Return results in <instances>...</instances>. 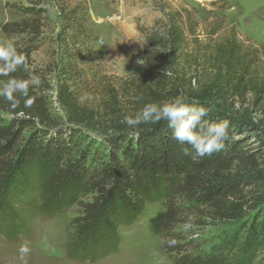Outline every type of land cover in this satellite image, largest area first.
Instances as JSON below:
<instances>
[{
	"label": "trees",
	"instance_id": "obj_1",
	"mask_svg": "<svg viewBox=\"0 0 264 264\" xmlns=\"http://www.w3.org/2000/svg\"><path fill=\"white\" fill-rule=\"evenodd\" d=\"M14 7L24 19L4 24L2 34L28 57L41 84L30 88V108L23 98L15 108L0 98V234L25 229L30 217L78 207L68 258L96 263L118 251L120 229L135 226L149 206L163 203L164 243L173 264H264V257L257 260L264 252V129L227 106L232 96H264V76L252 74L256 63L247 61L241 46L231 37L213 52L187 53L195 28L174 11L164 33L151 30L146 37L143 59L150 76L104 83L98 106H87L74 86L83 78L80 58L90 50L88 8L61 7L57 102L67 116L61 124L51 114L47 73L33 63L42 31L49 28L46 12ZM11 76L28 78L23 71ZM178 96L211 107L213 121H229L222 150L193 161L184 155L188 146L172 138L167 121L135 128L122 123L146 104ZM84 130L103 132L104 142ZM245 135L258 143L256 150L246 148ZM189 217L194 226L209 220L234 227L209 253H191L178 230ZM170 239L176 243L170 246Z\"/></svg>",
	"mask_w": 264,
	"mask_h": 264
},
{
	"label": "rangeland",
	"instance_id": "obj_2",
	"mask_svg": "<svg viewBox=\"0 0 264 264\" xmlns=\"http://www.w3.org/2000/svg\"><path fill=\"white\" fill-rule=\"evenodd\" d=\"M80 3H85L88 8V26L92 30L89 54H84L79 61L83 78L74 86L84 105L98 106L99 91L104 83L116 85L117 80L150 76L147 65L137 63L143 59L146 44L141 48L129 40L138 36L146 43L151 30L164 33L162 27L166 28L168 14L174 11L183 12L184 23L195 28L194 35L188 32L187 53L213 52L219 46H226L232 37L241 46L247 61L256 63L251 67L252 74L259 79L264 76V0H0V41L8 40L2 34L4 24L24 19L14 6L36 7L46 12L43 18L49 28L42 31L33 63L43 75L47 73L44 78L51 114L61 124L66 123L67 116L57 102L62 65L58 10L61 7L70 9ZM158 21L164 24L156 25ZM232 97L227 100L229 112L251 119L264 129V96L258 98L249 93ZM84 133L101 144L104 142L103 132L84 130ZM244 137L246 148L256 150L258 143L252 136ZM78 214V207H74L56 215L28 217L25 229L1 233L0 264H173L164 243L167 210L163 203L149 206L135 226L120 229L118 251L96 263L68 258V245L73 234L71 222ZM233 227L208 220L187 231L184 225L178 230L189 252L203 254L218 245L222 236L230 233ZM24 244L31 252L22 261L19 248ZM263 257L264 252L257 260Z\"/></svg>",
	"mask_w": 264,
	"mask_h": 264
},
{
	"label": "clouds",
	"instance_id": "obj_3",
	"mask_svg": "<svg viewBox=\"0 0 264 264\" xmlns=\"http://www.w3.org/2000/svg\"><path fill=\"white\" fill-rule=\"evenodd\" d=\"M129 41L138 43L141 48L145 42L138 36H133ZM145 65V59L137 61ZM23 71L28 74L27 79H18L11 74ZM0 77H10L6 82H0V98L7 101L13 108L18 107L23 98L25 108H30L34 98L30 96V88L34 91L41 84L40 77L32 71L28 57L19 51L11 40L0 41ZM213 112L211 107H206L193 100L188 102L186 98L178 96L173 101L162 104H146L143 109L134 116L124 117L122 123L131 128L141 124H158L167 121L172 129V138L182 145L184 155L191 160L211 156L224 148L225 141L229 139L230 123L228 120L219 122L210 119ZM194 227L193 218L189 217L184 224L185 231ZM169 245L176 241L170 239ZM28 245L19 248L20 260H25L30 254Z\"/></svg>",
	"mask_w": 264,
	"mask_h": 264
}]
</instances>
